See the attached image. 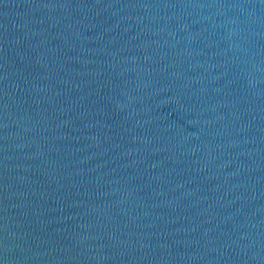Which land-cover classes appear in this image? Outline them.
<instances>
[{"label":"water","instance_id":"water-1","mask_svg":"<svg viewBox=\"0 0 264 264\" xmlns=\"http://www.w3.org/2000/svg\"><path fill=\"white\" fill-rule=\"evenodd\" d=\"M0 264H264V0H0Z\"/></svg>","mask_w":264,"mask_h":264}]
</instances>
